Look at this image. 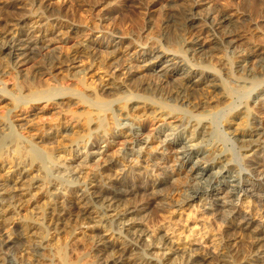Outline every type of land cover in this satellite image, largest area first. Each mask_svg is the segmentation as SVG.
I'll return each mask as SVG.
<instances>
[{
    "label": "rangeland",
    "instance_id": "obj_1",
    "mask_svg": "<svg viewBox=\"0 0 264 264\" xmlns=\"http://www.w3.org/2000/svg\"><path fill=\"white\" fill-rule=\"evenodd\" d=\"M222 10L235 14L232 22L220 23L209 18L210 13ZM192 14L194 17H200L208 31L207 42L203 49H196L191 43L194 39L189 33V20ZM32 26L34 28L38 26L35 35L43 34L42 36L49 39L47 42L49 46L38 49L34 48L35 45L27 52L30 57L29 63L17 67L13 58L1 51L8 37L6 32L8 29L16 28L24 37L29 35L35 40L37 37H33V33H30ZM237 30L244 33L246 39L235 49L228 45L227 40L228 35L231 32H239ZM121 41L130 46L127 51L128 56L116 60L110 52L113 45ZM178 43L184 46V52L179 57H175L176 65H179L178 73L173 71L167 76H159L172 62L165 58L157 65L149 66L148 69L131 68V65H143L147 62H144L145 59L150 58L152 54L157 56L164 51L169 57L175 55L174 47ZM263 48L264 0H0V135L1 132L4 134L10 131L13 125L22 123L24 126L17 127L15 131L22 138L45 151L43 152L44 169L54 177L52 182L63 180L64 186L70 188L69 190L73 189L74 194L78 196L85 192L80 184L87 177H89L88 181L99 180L101 176L106 177L109 173H113L111 169L114 167L118 172L122 169L123 172L120 173H125L129 179L138 181L136 184L141 186L138 203L142 204L140 207L145 214L143 222L152 228L161 225L171 216L167 209L160 208L164 206L163 202L167 198L173 195L185 198L197 186L196 182L188 178H184L181 182L173 181L172 176L167 173V168L158 169L156 165L161 162L160 166H164L162 143L178 140L183 136L187 148L185 152H189L187 154L192 157L184 162L187 169L195 163L200 164L202 169L211 163V168L209 167L206 172L209 175L223 170L220 166L228 162L222 174L227 176L226 178H231L230 175H239L244 179L242 191L228 198L235 200L237 203L235 207L224 205L222 200L212 202L215 207L220 206L216 209H221L224 205L223 211L220 210L218 213L216 209L213 211L219 224L223 226L225 220L230 218L246 220L253 216V220L257 224L260 223L257 225L259 226L264 224V222L261 224V221H264V181H260L259 172L252 173L251 162L248 157H244L246 148L242 147L236 138H241L242 134L241 128L239 129L242 125L239 124L246 123L252 128L260 124L258 130L263 132L264 136V112L258 110L259 101H264ZM249 50L251 53L248 52ZM116 65H120L118 68L123 71H127L128 68L132 70L136 80L134 82H139L137 85L139 89L137 86L133 87L134 85L131 88V82L130 86L125 87L123 80L118 78L119 81L112 80L113 85L117 86L120 83L119 91H115L116 95L102 96L107 100L119 98L114 103L103 106L102 109H93L90 102L80 100L79 95H85L89 99L101 97L99 89L106 84L110 76L118 73L114 71ZM189 72L194 78L215 81L224 88L221 91L216 90L210 85L207 86L209 82H205V86L192 89L186 99L171 100L175 96L172 84L178 83L179 75ZM30 80L31 84L28 82ZM140 83L149 84V88L147 89L146 86L144 88ZM151 85H159V89L154 91L150 88ZM35 86L39 89L50 88L53 91L66 89L70 92L68 94L70 98L60 95L51 100L49 97L33 99L29 94ZM225 87L230 90H225ZM131 93L147 96V99L135 96L134 100L138 99L139 102L133 104L132 100H129L133 97L130 96ZM133 105L137 107L133 109ZM175 105L180 107L178 109L180 117L176 121L165 117L171 110L169 108ZM142 122L147 125V129L143 130V136L130 139L126 134L140 128ZM204 126L207 132L205 136H200L206 138L205 140L202 137L196 139L197 136L194 142L185 140L191 132L195 135L199 134ZM55 127H59L61 136L59 135L60 140L54 144V148L49 146L50 141L38 142L48 136V130ZM177 128V135L180 129L183 131L172 139ZM104 132H109L108 136H111V143L113 142L107 156L98 154L97 148H92V144H95L92 137ZM149 134H153L159 144L156 145L157 150H153L154 153L151 154L154 159L149 162V168L157 169V173L163 178L155 196L158 205L153 203L154 196L143 187L147 181L141 174L144 170L142 166L145 164L143 158H140L138 163L134 161L130 163V159H135L136 156L142 157L141 148L145 145ZM96 144L101 146V151L107 148L104 141ZM192 144L197 146L193 147ZM257 153L258 157L264 160V147L261 146ZM200 160L202 161L199 162ZM181 163L177 162L176 168ZM27 177L29 178L25 174L24 180H27ZM215 185L212 184L209 188L213 189ZM220 185L232 190V187L224 182ZM58 191L56 190L54 194H58ZM57 198L58 196L56 200ZM57 202L56 210L61 212L62 202L60 199ZM40 203L41 201L36 202L37 205L34 204L30 208L35 207L30 213L32 217L34 216L33 219L38 216L37 211L42 204ZM250 209L254 215H251ZM18 217L11 222L24 220L22 216ZM135 217L132 216L133 219ZM35 220L39 227L32 230L28 236L36 240L31 237L29 240L27 234L24 235L19 231L12 236V240L0 241V264H62L59 256L62 247L72 264H105L115 258L110 252V254L104 253L106 251L102 250L103 244L102 246L97 244L98 236L104 232L99 229L93 233L85 232L88 226L95 225L89 221L73 224V221L65 220L63 227L57 230V233L53 227H48L45 223L44 228L39 224L38 219ZM66 221H69L68 227ZM109 226L111 225L108 224ZM116 227V224H112V228L116 230L114 232H118ZM33 231L36 233L33 234ZM23 249H28L31 256L23 257L21 255ZM225 251L227 252L225 254L231 257L232 252L229 253L226 249Z\"/></svg>",
    "mask_w": 264,
    "mask_h": 264
},
{
    "label": "bare ground",
    "instance_id": "obj_2",
    "mask_svg": "<svg viewBox=\"0 0 264 264\" xmlns=\"http://www.w3.org/2000/svg\"><path fill=\"white\" fill-rule=\"evenodd\" d=\"M232 13L228 10H222L219 12L216 11L210 13L209 18L216 22L219 21L220 23L232 22L235 15L234 13ZM206 19L204 18V20ZM189 25V33L194 37L191 43L194 47H196V49L202 48L207 42L206 34L208 33V31L206 26H204L203 22H201L200 17H194V14H192L191 19L189 20ZM14 27H16V25ZM32 28L33 29L30 31V33H33V37H37V39L35 40H33L32 36L29 35H25L24 37V35L20 34L19 31L17 32L16 28H11L10 30L8 29V31L6 32L8 37L1 47V51L9 54L13 58L15 62L14 64L17 67L25 66L27 63H29L30 57L28 56L27 52H29V50H32L35 45L36 47L34 48L38 49H45L49 46V44L47 43L49 39L42 36L43 34L35 35L38 32L36 31V28H38V26L35 28L32 26ZM245 39V35L241 31L235 33L231 32L228 35L227 43L230 47L236 49L239 44L244 43ZM248 40L249 39H247V41ZM129 47V44H125L123 41H121L119 44L113 45V49L111 50L110 54L114 55V59L116 60L125 59L123 58V56H128L127 51ZM183 47L184 46L181 43L176 44L174 47L175 55L171 57L167 56L164 51L162 54L157 56L151 53L152 56L145 59L144 62L147 61L146 63H144L143 65H131L132 67H130L148 69L149 66H155L160 60L165 58V60L172 62H170V64L168 65L169 68L164 69L163 71L161 70L162 73L159 76H167L170 72L173 71H177L178 73L179 65H176L177 61L175 57H179L184 52ZM248 52L251 53L250 50ZM252 63L254 64L253 60ZM119 66L120 65H116L114 67V71L118 73L110 76L107 79L106 84L99 89V95H101V97L89 99V97L85 95H79L80 100L90 102V105L93 109H102L103 106L112 104L117 101L116 99H119L116 97L107 100L102 97L103 95L106 97H111L112 95H116V90L119 91L118 89L120 88V86L118 85L120 83L117 86L113 85L114 82H112V80L115 79L114 81H117L118 78H120V80H123V83H125L123 84L125 87H127V85H131V88L133 85V87L137 86L139 82H134L136 80L134 79L135 77L133 76L132 70H129L130 68H128L127 71H123L121 68H118ZM121 75H123V77H121ZM177 79L178 83L174 82L175 84H172V91L174 90L175 96L173 97L174 99L171 100L174 101H182L186 99L192 89L195 90L196 88H201V86H203L205 82H209L203 81L202 78H194V75L190 72L179 75V78ZM28 82L30 84L32 83L31 80ZM140 85H143V87L146 86L147 89L149 88V84L147 83H140ZM152 85L150 88L154 91L159 89V85ZM208 85L220 91L224 88L223 86H221V84L215 81L209 82L207 86ZM137 89H139L138 86ZM161 90H163V87ZM225 90L230 89L225 87ZM123 91L125 92V90ZM69 93L70 92L66 89H56V91H53V89L50 88L39 89V87L35 86V89L31 91L29 96L33 99H42L49 97V100H51L52 98L54 99L55 97H58L60 95H62L61 97L70 98V96H68ZM129 93L130 92H128V94ZM54 94L56 96H52ZM130 96H133L129 99L132 100L133 104H138L139 102L138 99L136 101L134 100L135 96H141L142 99L147 97L138 95V93H131ZM91 101L93 102L91 103ZM259 103L258 110L262 111L263 113L264 109L260 108H264V101H259ZM136 107L137 106L134 105L132 106L133 109ZM169 109L171 110L165 117L173 118L174 121L179 120L180 116L178 109H180V107L175 105L173 107H170ZM240 125H242L241 127H239V129L241 128L240 130H242L241 138H236V140L242 144V147L246 148L244 157L249 158L252 166V173L259 172L261 174V178L259 177L260 181H264V160L257 155V152L261 149V146L264 147L263 132L259 131L260 124L259 126L257 125L258 127L256 128H252L247 123L239 124V126ZM13 126L14 127H12L10 131L4 134L3 132H1L2 135H0V241L12 240V236L19 231L23 232L24 235L27 234L26 237L29 239V237L31 236H28V234L31 233L32 230H35L37 226L39 227L38 222L35 219H38L39 224H41L42 227L45 228L46 223L48 227H53L55 229L54 231H56L57 233V230L63 227L62 224L65 220H71L74 222L73 224L81 221H89L90 223L95 225L88 226L85 232L93 233L98 229L104 232V234L98 236V240L96 239L98 242L97 244H103L104 247L102 250L106 251L104 253L108 254L110 252L111 255L115 256V258L105 262V264H264V224H262L264 221H261L262 225L257 226L260 223L257 224L256 221L253 220V216L251 218L248 217V219L246 220L230 218L225 220L222 226V224H219L218 218L213 215V211L216 208H220V206L215 207V204L212 203L214 201L222 200V203L224 205H230L231 207H235L237 205L235 200H230L228 198L234 195H238V193L242 191L244 179L239 175H230L229 177L231 178H226L227 176L225 177L222 174L223 170L226 169L225 167L229 164L228 162H224V164H222L221 162L220 164H222V166H220V168H223V170L212 172L213 174L211 173L209 175H207L206 172L209 170L210 165H212L211 163H209V165L204 167L203 169L198 163L191 165L187 169L184 162L188 161L187 159H191L192 157L191 155L187 154L189 152H185L187 148L186 144H184L183 136L178 140L174 139V141H166L162 143L161 147L163 148L161 153H163L164 156L162 160L164 166H160L161 162H158L156 165L158 169L163 167L167 168V173H169V176H172L173 181L181 182L184 178H188L193 182H196L195 184H197V186L194 187L192 192L187 194V197L185 198H179L175 195L167 198L165 202H163L164 206L160 208L167 209V211L171 213V216H169L167 220H165V222L161 223V225L152 228L148 225H145L146 222H143L145 214L142 213L143 209L140 207L142 204L140 205V203H138V197H140L139 195L141 192L139 187L141 186L139 184H136L138 181L136 182L135 180L129 179L125 176V173H120L123 172L122 169H120L121 171L118 172V170H116L114 167L111 169L113 173L110 171L111 174H105L106 177L101 176L102 178L100 177L99 180L88 181L89 177H87V179L80 184L81 186H83V191L85 192L82 193V195L78 196L74 194L73 189L69 190L70 188L67 189V187L64 186L63 180L58 179L56 180V182H52V179L54 177H52V175H50L47 170L44 169L43 152L45 151L43 149H40L39 146L37 147L33 142L25 140L17 133V131H15L17 127L24 126L22 123H18V125L15 124ZM146 129L147 125L143 123L140 125V128L131 130V132L129 131L130 134L126 135H128L130 139H137L138 136H143V130ZM180 130V132L183 131L182 129ZM59 131V127L48 130V136L43 137L38 142L46 143L47 141H50V143H48L49 146H52L54 148V144L58 143V141L60 140L58 139L60 135ZM206 132V126H204L199 134L195 135L194 132H191L189 136L185 137V140L190 143L194 142L196 141V139L202 137L200 135L205 136ZM108 133L104 132L96 135L95 137H92L95 143L92 144V148H97L96 152L98 154H102L103 156L108 155V150L111 148V144L113 143H111L112 139L111 136H108ZM177 134L178 128L175 129L172 139L174 137H178L179 135ZM196 136L197 138L195 139ZM202 138L204 139V137ZM202 138L201 140H203ZM99 141L106 142L107 148L105 150H100V143L96 144ZM157 142L158 141L155 140L153 134L147 135L145 145L141 148L143 152H141V154L143 155H140L142 157L136 156L134 157L135 159L132 158L130 159L131 161L129 160L130 163H132L133 161L138 163L140 161V158H143L145 164L142 167L144 168V170L142 171L143 173H140L143 174V178L147 180L143 187L148 193H150V195L154 196L152 197V199L155 205L159 204L158 201H155L157 199V197L155 198V196L157 191L161 187L163 178H161L160 174L157 173V169L151 170L149 168V162L154 159L152 158L153 155L151 156V154L152 152L154 153L153 150H157L155 149L156 145L158 144ZM87 144L88 143H86V145ZM180 145L182 146L180 147ZM192 145L193 147L197 146V144ZM52 147L51 150L53 149ZM49 149L50 148H48V150ZM203 156H205V154ZM201 161L202 160H200L199 162ZM170 162L172 163L169 164ZM177 162L183 163L178 164V168H176ZM166 163L169 165L166 166ZM118 173H120V175ZM25 174L29 176V178L27 177L28 179L26 178L27 180H24ZM81 178L84 179L85 177ZM221 182H224L228 186H231L232 190L223 188L222 185H220ZM212 184H216L213 189L209 188ZM192 187L193 185L191 186V188ZM53 188L55 191H53ZM56 190H59L58 192L61 193H55L56 197L58 196L57 200L54 194ZM204 196L205 198H203ZM59 199L62 202V205L59 204L62 206L61 212H57L56 210V206L58 204L57 201ZM40 201L42 204L40 203L41 207L37 211L38 216L33 219L34 216L32 217V214L30 213L32 210H34L35 207H33L32 209L30 208L34 206L36 202L39 203ZM224 205H222V207ZM222 207L221 209H216L217 213L222 210ZM49 209L52 210L49 211ZM251 209V215H254V212L252 211L253 209ZM145 213L147 214V212ZM259 214L261 215V212H259ZM18 216H22L24 220L12 223V220H14V218H19ZM132 216H136V219H133ZM69 221H66V227H68L67 225L69 224ZM108 224L111 225L109 226L110 228L108 227ZM112 224H116L117 227L115 229H117L118 232H114L116 230L112 228ZM39 231L41 232V230ZM32 233L34 234L36 232L33 231ZM115 234H117V236ZM92 235L93 234H91V236ZM40 236L43 235L40 234ZM94 237L96 238V236ZM32 239L36 240L35 238ZM50 240L52 241V239ZM225 249L228 250L229 253L232 252L231 257L225 254L227 253ZM21 255L23 257L27 256L28 258V256H31V253H29L28 249H23ZM59 256L62 264H72V262H70L66 255L65 249L63 250V247L59 252Z\"/></svg>",
    "mask_w": 264,
    "mask_h": 264
}]
</instances>
